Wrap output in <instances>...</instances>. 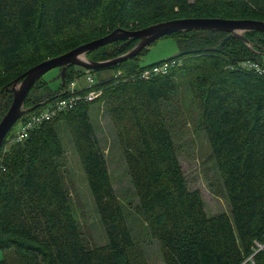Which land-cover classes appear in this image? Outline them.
I'll return each instance as SVG.
<instances>
[{
  "label": "trees",
  "instance_id": "16d2710c",
  "mask_svg": "<svg viewBox=\"0 0 264 264\" xmlns=\"http://www.w3.org/2000/svg\"><path fill=\"white\" fill-rule=\"evenodd\" d=\"M179 18L264 21V0H0V94L12 96L7 87L33 65L117 27L137 30ZM170 35L180 52L165 60L140 65L146 47L102 68L68 65L63 81L58 67L59 85L51 88L46 81L39 96L32 91L41 77L30 88L23 117L14 125L25 114L70 97L71 82L78 98L11 142L13 125L0 147V250L12 249L18 264H133L135 242L90 115L97 102H103L114 126L137 199L135 210L158 240L164 264H264V74L244 65L250 60L263 66L258 56L264 32L246 31L247 42L230 38L219 51L211 48L226 36L222 31ZM137 42L117 40L85 57L109 60ZM117 43L120 48L106 52ZM174 59L179 63L167 72L141 76L145 68ZM93 72L105 75L76 84ZM178 74L187 82L229 212L207 215L199 190L187 186L166 108L177 91ZM90 91L96 93L91 99L86 98ZM3 103L0 119L8 108L1 110ZM60 121L71 135L102 220L103 245L84 244L72 213L57 161L63 153ZM0 264L9 263L3 257Z\"/></svg>",
  "mask_w": 264,
  "mask_h": 264
},
{
  "label": "rangeland",
  "instance_id": "374dc122",
  "mask_svg": "<svg viewBox=\"0 0 264 264\" xmlns=\"http://www.w3.org/2000/svg\"><path fill=\"white\" fill-rule=\"evenodd\" d=\"M244 32L246 31H243L242 34ZM256 38L254 39L256 40ZM120 47L121 43H117L105 47V50L111 52L113 49L116 50ZM179 48L176 38L172 35L160 37L148 45L145 52H142L139 63L140 65H148L165 60L178 54L180 52ZM259 51L258 60L264 67V50ZM99 52L101 53L103 50ZM89 56H93V54H89ZM58 74L59 68H53L44 73L41 76L42 80L33 88L32 96L40 95L41 85L46 81L51 88H56L60 83ZM90 74L94 80L105 75V73L97 74L96 72ZM175 77L177 91L172 101L166 105V108L168 118L169 113L171 114L173 137L187 186L190 190H199L207 215L229 212V204L221 185V178L208 139L205 132L197 124V110L187 82L181 74ZM85 79L86 75L84 74L77 79L76 84L85 82ZM12 97L13 95L4 94L2 96L0 94V102H4L1 110L6 105L9 107ZM90 115L106 158L115 193L123 208L135 242L130 259L133 264H164L158 240L150 235L143 217L135 210L134 205L137 199L130 183L127 166L114 126L107 115L103 102L93 104ZM19 125L20 123L17 122L12 127L11 133H14ZM57 130L63 146V153L57 158V161L63 185L69 194L72 213L82 232L84 244L87 247L103 245L107 242L104 226L91 195L71 135L63 121L58 122ZM3 257L7 259L9 264H18L12 249H7L5 252L0 250V260Z\"/></svg>",
  "mask_w": 264,
  "mask_h": 264
},
{
  "label": "water",
  "instance_id": "95a60500",
  "mask_svg": "<svg viewBox=\"0 0 264 264\" xmlns=\"http://www.w3.org/2000/svg\"><path fill=\"white\" fill-rule=\"evenodd\" d=\"M192 29L225 32L226 36L222 38L220 43L211 48L214 51H219L230 38H238L247 42V38L242 34L243 31L264 32V21L253 19L179 18L158 22L137 30L117 27L102 37L83 43L61 55L43 60L28 68L13 80L10 87H7L12 92L13 97L9 107L0 119V147L8 131L24 113L23 104L30 88L48 70L60 67V77L63 81L64 72L68 65H78L86 70L114 65L136 56L160 37ZM123 39H138V42L127 52L109 60L91 61L84 56L90 50Z\"/></svg>",
  "mask_w": 264,
  "mask_h": 264
},
{
  "label": "built area",
  "instance_id": "2783aa9c",
  "mask_svg": "<svg viewBox=\"0 0 264 264\" xmlns=\"http://www.w3.org/2000/svg\"><path fill=\"white\" fill-rule=\"evenodd\" d=\"M179 62L177 60H166V61H162L158 64L152 65L149 68H145L142 71L141 76L143 77H148L150 74L152 73H164L167 72L170 68L174 67L175 65H177ZM244 65L248 68H252L254 69L256 72L260 73V74H264V68L263 66H261L260 64H258L255 61H250L247 60L244 62ZM86 79L89 83L93 82V77L91 74H87L86 75ZM74 86L75 83L71 82L70 84V92L72 93L70 97L68 98H63L60 99L58 101H56L53 104H50L48 108L38 112V113H28L25 114L24 119L22 121H20V125L19 128L16 130V135L14 137L13 140H11V142L13 141H19L21 139H23L24 137L27 136V132L29 129L33 128L34 126L40 124L42 121L49 119L55 112L62 110V109H67L70 108L73 105V101L74 99H77L78 96L73 94V90H74ZM96 96V93L94 91H90L88 92V94L86 95V98H93ZM23 117V116H21ZM21 119V118H20ZM19 119V120H20Z\"/></svg>",
  "mask_w": 264,
  "mask_h": 264
}]
</instances>
